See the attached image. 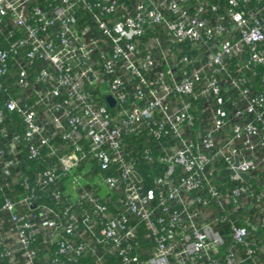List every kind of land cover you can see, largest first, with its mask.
<instances>
[{
    "label": "built area",
    "instance_id": "built-area-1",
    "mask_svg": "<svg viewBox=\"0 0 264 264\" xmlns=\"http://www.w3.org/2000/svg\"><path fill=\"white\" fill-rule=\"evenodd\" d=\"M145 129L170 143L149 189ZM0 198V264H264V0H0Z\"/></svg>",
    "mask_w": 264,
    "mask_h": 264
},
{
    "label": "trees",
    "instance_id": "trees-1",
    "mask_svg": "<svg viewBox=\"0 0 264 264\" xmlns=\"http://www.w3.org/2000/svg\"><path fill=\"white\" fill-rule=\"evenodd\" d=\"M184 50L186 53H189L188 47H185ZM13 120L15 121V117ZM125 143H126L125 151L126 153L129 154V157L132 160L134 159V161L136 162V168L141 178L143 179V183H142L143 186L146 189L151 188L153 186V179L159 175L161 176L165 171V167L160 164H152V165L145 164L144 161L142 160L141 154L144 152V149H148L154 156H156L160 148L170 146V143L168 142L165 143L163 141L160 142V141L155 140L148 133L147 129H145V131L141 132L137 136L126 138ZM1 147L3 149H6L7 148L6 142L1 143ZM20 148H21V152L18 157V161H19L18 166L14 168L12 171L13 177H15L16 172H20V174L25 175L24 177L27 178L26 181L28 183V188L34 189V193L37 197L36 204L38 206H42V205L43 206H53L54 209L59 210L61 207L55 206L53 202L51 201L50 195H49L51 190L54 188V186H49L48 188L43 190V189H40V187L37 184L36 177L38 175V172L41 171L43 167L38 165V163H36L35 161L29 160L27 158L24 147L21 146ZM6 157H8V155ZM84 163L85 162H83L81 166L85 168ZM221 164L215 163L212 166L210 165L208 167V170H210L211 168H223L224 169V166H222ZM92 172L93 174L91 175L97 177V174H98L97 168H94ZM256 177H258V172H255L252 174V177L250 178L249 181H247V184H254ZM212 181L218 186V189L220 190H223L226 187H230L232 185L229 182L228 178H224L222 180H215V177L212 176ZM3 182H6L9 184V187L6 188V193H7V196L11 197L12 199H17L18 197H22L27 192L26 187L20 181H17L16 183H12L11 179L9 178L8 180H4ZM65 183L58 184L59 187H61L60 190L62 191V194L65 195L64 198H68V197L72 198L73 197L72 195H74V191L69 190L68 185ZM10 184H11V188H10ZM0 201H1V198H0ZM58 212L62 218H66L61 212V210ZM135 221L136 220L132 218L133 225ZM8 226L9 224L5 220L4 227H8ZM135 232H136V239L134 241L137 243L136 251L139 253L140 260L144 261L148 255H146L143 251L148 249V247L150 246V241L147 238H145V230H144L143 224L139 223L138 225H136ZM68 238L69 237L67 235H64V239H68ZM35 245H36L35 247H33L34 245L32 247L34 250L38 252V254H41L42 252L54 251V248H55L54 246H50V245L49 246H39L38 243H35ZM105 257H106V262L108 264H117L116 261L112 257L110 256H105ZM19 259L21 260L19 256L16 257V261ZM79 262H84V260L80 259ZM2 264H6V263L3 262Z\"/></svg>",
    "mask_w": 264,
    "mask_h": 264
},
{
    "label": "water",
    "instance_id": "water-1",
    "mask_svg": "<svg viewBox=\"0 0 264 264\" xmlns=\"http://www.w3.org/2000/svg\"><path fill=\"white\" fill-rule=\"evenodd\" d=\"M107 100H108V102L110 103V105L112 106L113 105V101H112V99L110 98V97H107ZM242 177H244V176H242ZM245 178V177H244Z\"/></svg>",
    "mask_w": 264,
    "mask_h": 264
}]
</instances>
